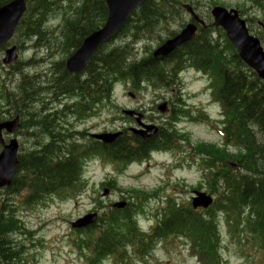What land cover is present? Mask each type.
<instances>
[{
    "label": "trees",
    "instance_id": "16d2710c",
    "mask_svg": "<svg viewBox=\"0 0 264 264\" xmlns=\"http://www.w3.org/2000/svg\"><path fill=\"white\" fill-rule=\"evenodd\" d=\"M6 1L0 0V3ZM34 3H37V7L29 9L30 14L23 19L19 35L23 37L39 34V44L45 33L43 25L56 3L52 0H35ZM173 3V0H147L128 25L136 34L142 28L150 34L158 21L167 22L174 17V10L177 8ZM105 18L104 0H80L72 17L64 23L63 45L76 49L84 37L102 26ZM115 35V38H119L124 36V32L120 30ZM129 50L127 46L102 47L86 67L83 75L85 79L81 80L79 75L68 76L71 85H65L63 78L60 80L61 86L82 94V105L76 104L79 116L86 114L89 103L93 104L108 97L110 86L118 79L129 80L136 86L141 80L150 84H154L156 80L163 81L167 78L164 76L166 71V74H172L173 71L158 67L159 63L151 56L144 57L141 61H129ZM172 64L176 69L190 64L212 77L214 97L220 102L226 117L222 132L227 142L237 146L242 140L246 145L244 154L235 157L242 170L234 172L226 166L224 160L229 161L234 157L227 152L217 150L214 146H193V152L208 153V157L211 156V160L207 159L209 164L206 165L210 172L207 181L209 191L217 196L212 211L201 214L192 211L190 206L167 202L161 219L151 230V234L145 236L138 233L132 223V205L129 204L123 211L108 210L102 214L97 225L86 229L79 236L80 243L90 250L91 264L106 256L121 260L127 246L134 248L135 254L147 255L151 245L156 241L166 240L170 235L188 238L201 263L220 264L214 220L216 211L223 213L227 222L234 226L236 224L237 228L242 224L244 210L249 209L250 215L247 214L245 218L244 229L255 237L260 243L259 250L264 252V151L254 145L255 136L252 133L257 128L264 134V84L241 63L220 31L217 32V39L212 40L208 33L201 30L191 42L176 51ZM60 73L61 70H56L57 75ZM67 91L66 89V93L70 94ZM35 101V98L28 97L25 105L31 106ZM84 104L86 105L83 106ZM17 109L18 114L29 120V123L41 121L40 113H24L21 106ZM44 123L40 122L44 129L43 134H48L51 141L22 158L19 169L26 168V176L14 179L10 189L6 190L14 194L25 187L29 188V203H34L32 199L36 196L56 191L60 193L62 189L70 190L75 187L79 174L78 162H83L87 157L99 155L116 164H126L129 158H143L149 150L157 146H172L175 140H185L180 133L162 127L159 137L149 143H144L136 136H129L120 137L111 145L92 141L93 144L89 146H65L59 142L61 137L54 132L55 129ZM220 159L224 162L222 170L216 164ZM138 196L142 197L141 194ZM20 230L21 225L15 220L13 213L1 209L0 264H18L21 249L12 239V234Z\"/></svg>",
    "mask_w": 264,
    "mask_h": 264
},
{
    "label": "rangeland",
    "instance_id": "374dc122",
    "mask_svg": "<svg viewBox=\"0 0 264 264\" xmlns=\"http://www.w3.org/2000/svg\"><path fill=\"white\" fill-rule=\"evenodd\" d=\"M216 2H221L231 7H243L246 12L249 11L254 18L258 21L264 20V13L259 11L258 8L252 6L251 3L244 2V0H177L173 3V6L177 8L174 17L167 21L162 22V26H165L161 37H164L167 31L179 32L188 21L189 17L184 10H182V5L189 4L193 2L197 5L196 13L202 16L205 20L209 13V7L211 4ZM180 4V5H179ZM60 17L54 18L49 27L56 28L59 25ZM207 23V20H206ZM253 33L261 34L264 40V31L257 26V22L252 21L250 23ZM137 37L142 39L141 34H136ZM44 42L48 44V36L45 38ZM15 43H18V41ZM42 43V42H41ZM158 41L154 36L144 38L141 43L133 46L130 52L133 57L137 59L143 57L145 53L151 52L157 45ZM26 43L24 45H28ZM17 45V44H16ZM21 45V44H20ZM124 43L120 41L116 42L113 47L123 46ZM60 44V49L56 44L51 43L48 47L42 46L40 52L35 53L34 60L36 66L25 68L23 75L33 77L35 81L38 82V88L33 89L31 94L36 97V102L27 109H23L24 113H37L42 110L50 109L52 111H60L62 105L67 102L60 99L59 102L53 101L51 97H59V91L62 87L58 77L51 78V74L57 76L56 70L51 71L50 63H58L64 60L65 52H63ZM31 52L21 53L19 56L20 61H26L31 56ZM2 56H0V61ZM39 62V63H37ZM1 79L5 81V76L1 75ZM22 82L21 76L15 75L10 84L15 90L13 93L17 92V86ZM37 85V84H36ZM205 83L202 80L196 79L191 72L183 75L182 82L180 85V92L176 91L175 88L168 89H153L148 88L146 91L141 92L139 97L135 102H132L128 93L129 91L122 85H116L113 88L112 101L116 104L118 109H138L141 108V113L144 115L148 124H156L159 126L167 120V114L160 115L156 108L160 105V100L167 99L169 106L172 104H178L177 99L180 98L184 101L186 107L191 108L195 112L199 109L203 110L209 118L213 119L217 117L218 107L214 106L210 101V94L204 88ZM8 90L9 86H8ZM16 113H19L18 109H15ZM115 117L112 120V117ZM125 118L121 112L115 111V113L110 112L109 109H104L99 117L85 120L82 122H75L74 118L69 115L60 116V123L62 125V120H64L63 127L72 132H82L85 131L86 134L90 133H102L110 132L114 129L127 130L129 127H134L133 123ZM23 129L29 131L26 126V119L23 117ZM135 127H137L135 125ZM179 130L186 133L192 144L196 143H216L220 144L221 137L217 131H215L210 124H201L200 122H189L188 120H181L179 125ZM23 138V137H22ZM75 138V137H74ZM79 143H87L89 139L83 138L77 140ZM26 148L32 149L35 144L29 143L25 144ZM186 149H188L186 147ZM26 149H22L24 151ZM170 155H155L149 166L142 167V172L136 166H132L124 174L118 175L114 170V167H106L98 160L90 161L86 164L84 170V181L86 182V189L81 193L76 199L75 198H55L53 202H48L40 207H35L34 209L28 211V214L21 212V219L24 222L25 228L33 231L36 227L40 230L39 235H41L43 241V247L34 245V248L29 247L28 238L22 236L24 245L27 248L25 259L27 264H85L82 256L84 255L81 250L76 249L70 242V237L73 238L72 229L70 228V222L76 221L78 218L83 217L87 213L93 210L94 200H96L97 212L100 209L102 212L103 208H108L110 205V198L106 197L102 199L100 188L101 183L104 182L109 175L115 176L116 185L118 186L120 192H123L126 196L131 194V189L142 190L146 193L155 191L157 188H162V192L158 194L159 197L167 198L171 197L177 203H183L185 206L189 204L193 191H205L207 192L205 184L202 182L203 175L200 172L196 164H189L185 161L181 163V166H174L172 168H166V163L168 165H174L176 153H168ZM181 157H185L181 154ZM170 167V166H169ZM169 174V177L166 176ZM169 182V183H167ZM201 184V189H197L198 185ZM111 200L114 201L118 198V193H111ZM121 201V199H119ZM100 202V204H99ZM113 203V202H112ZM111 203V204H112ZM163 205L161 201L156 198L151 199L149 202L144 204L143 213L152 216L157 210L161 209ZM148 213V214H147ZM153 220L151 217H142L139 221L140 226L146 230ZM220 238L222 246V257L224 264H260L264 259V256L257 251L255 245H251V238L244 239L242 236L237 234H229L224 226L222 220H220ZM50 247L52 249H50ZM104 264H111L105 262ZM128 264H197L194 259H191L187 253L186 248L183 247L182 242L174 241L172 245H158L155 247L151 256L146 258L144 261L132 262Z\"/></svg>",
    "mask_w": 264,
    "mask_h": 264
},
{
    "label": "water",
    "instance_id": "95a60500",
    "mask_svg": "<svg viewBox=\"0 0 264 264\" xmlns=\"http://www.w3.org/2000/svg\"><path fill=\"white\" fill-rule=\"evenodd\" d=\"M143 0H106V5L109 9V18L103 30L92 34L85 40L83 46L77 53L71 57L67 62V71L70 73H79L83 70L89 56L94 52L96 47L106 40L117 26L125 19L131 10H133ZM188 11L190 9L187 8ZM23 12V0H17L5 9L0 10V45L5 43L11 36L17 21ZM216 26H222L225 30L229 41L236 49L241 60L252 68L257 76L264 81V54L260 49L257 40L248 36L245 25L240 21L236 15L231 17L225 10L215 8L212 11ZM194 29L188 27L181 35L174 40L169 41L164 45L156 55H166L176 46L187 42L193 35ZM10 62L7 59L5 63ZM6 129L8 133H14L16 130V122L12 124L0 125V130ZM154 131V130H153ZM105 143L112 141V137L98 136L95 137ZM16 151V144L14 141L8 147H5L4 152L0 156V186L8 185L13 172L15 164L14 155ZM211 200L202 194H197V198L193 199V208L202 207L207 208ZM122 207L123 205H116ZM95 216L80 220L73 227H83L92 224Z\"/></svg>",
    "mask_w": 264,
    "mask_h": 264
},
{
    "label": "bare ground",
    "instance_id": "6f19581e",
    "mask_svg": "<svg viewBox=\"0 0 264 264\" xmlns=\"http://www.w3.org/2000/svg\"><path fill=\"white\" fill-rule=\"evenodd\" d=\"M47 36L48 35H46L45 33H43V37L40 39V41L42 43L41 42L39 43L41 46H44V45L46 46V44L44 42H45V38ZM135 41H136V37L134 35H131L129 37V43L131 45H133L135 43ZM61 48H62V51L64 52L65 50H67L68 46H64L63 45V46H61ZM68 53H66V54H68ZM50 65H51V67H50L51 70L55 69L56 63H54V64L50 63ZM56 70H61V69L60 68H57ZM57 77L59 78V80H61L63 78V82H64L65 85L66 84H70L71 85L70 81L68 79H66V77L63 75L62 70H61V73L59 75H57ZM37 113H40V115H41V119L40 120L41 121H37L36 123H29V120H27L25 122L26 123V126H27V128H29V131L30 132H35V131H39V130L43 129L42 125H40V122L41 123H44L43 121H46V123H44L46 126L51 127L53 125V123L55 122V120L59 116L57 112L52 111L50 109L42 110V111L37 112ZM19 117L21 118L22 126H23V120H22L23 117L21 115H19ZM34 148H35V146L32 149H34Z\"/></svg>",
    "mask_w": 264,
    "mask_h": 264
}]
</instances>
